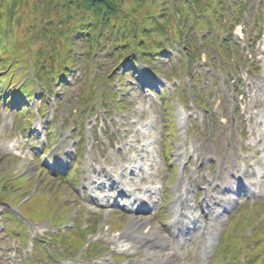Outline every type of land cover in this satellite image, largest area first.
Segmentation results:
<instances>
[{"label": "rangeland", "instance_id": "rangeland-1", "mask_svg": "<svg viewBox=\"0 0 264 264\" xmlns=\"http://www.w3.org/2000/svg\"><path fill=\"white\" fill-rule=\"evenodd\" d=\"M37 1L17 3L5 23L10 41L26 47L29 65L14 59L5 36L0 42V264H158L162 258L264 264V0H124L120 14L133 12L149 32L138 31L134 50L140 52L143 41L158 53L140 63L139 75L163 91L161 100L157 91L139 89L135 77L119 78L130 60L122 65L115 53L102 57L93 50L89 59L87 43L76 42L66 87L58 80L45 92L41 115L44 90L34 53L40 50L46 68L58 67V75L59 58L52 55L59 40L48 22L55 18L66 34L70 28ZM5 4L0 14H11L1 9ZM220 4L224 12L217 17ZM101 41V50L111 45ZM25 88L33 94H23ZM11 92L31 100L22 121L8 100ZM50 124L55 132L47 136ZM167 134L175 136L173 166L163 153ZM49 139L53 146L41 163ZM182 190L191 207L184 212L201 222L187 246L172 226ZM215 220L219 241L229 228L205 258L207 226ZM161 237L165 248L154 244ZM125 241L137 243L131 253L122 252Z\"/></svg>", "mask_w": 264, "mask_h": 264}, {"label": "trees", "instance_id": "trees-1", "mask_svg": "<svg viewBox=\"0 0 264 264\" xmlns=\"http://www.w3.org/2000/svg\"><path fill=\"white\" fill-rule=\"evenodd\" d=\"M1 1L6 2L5 5H1V9L6 10L8 12L12 11V13L11 14L2 13L3 15L0 14V42L2 40H6L7 42L6 47L13 50L14 59H16L18 62L22 60L24 64L26 65L28 63V57L25 54V51L27 49L23 50V48H26V47L25 46L18 47L16 45V42L10 41L11 39L10 33L9 32L7 34L5 33L6 31L5 23L7 22L8 19L11 20L14 12H16L17 7L19 6L17 5V3H21L26 0H12V2L11 1L8 2L7 0L6 1L0 0V2ZM123 1L124 0H53V1L52 0H38L37 1L38 2L37 5L40 4L39 8L42 11H44L45 9L47 11L46 12L47 15H51V13H54L53 11H55L57 14H59V24H62V25L67 24L68 28H70L68 33L66 34V32H63V31L61 32L58 30V28L56 27L57 23H54L53 21V19L55 18L53 17L50 18V21L48 22V24H50L48 26L52 25L53 27L52 29L53 31L51 30V32H54V37H52L53 40L58 39L59 42L61 41L64 46L63 47L64 49H61V47L59 46V42H58L57 48H56L57 52L56 54L52 55L53 58L55 57L53 59L54 61L59 58V62L56 63L59 66L58 75H57L58 67L54 69H50V70L46 68V65L44 64V60H43L44 55L40 50L35 51L34 53L38 57L37 68L39 70V73L36 76L38 80L40 81V85L43 87L42 90H44V91L40 90L42 91L40 96H42L41 102L44 105V109H45V104H46L45 99L47 97L45 92L52 91L54 88L53 86H55L58 80H59V87H66L67 83L65 79L68 76L66 70L71 68L70 65H72L73 61L75 60L74 52L76 49H74V46H75L74 44L76 42L77 43H82V42L87 43V46L89 48L87 52V56L89 59H92L93 56L98 52H100L99 56H102V57H105V56L114 57V53H115L116 54L115 57L119 58V61L122 65H125L126 60H130L131 62H133V64H131L129 68L127 67L124 68L125 70L124 72L126 73V75L124 77H119V78H121V80H125L127 76L135 77L134 80H135L136 86H138V88L143 87V85L140 83L139 68L137 65H139L141 61H144L147 56H148V61H149L150 58H153L152 56L158 53L148 52V50L145 48L146 45L143 41H140V46H142L141 51L139 52L137 50H134L133 45L136 43L138 31L141 34L149 33V32H148L147 27H141L142 25L140 21L142 20H137L133 12L128 13V15L120 14L121 11H119V8L121 7V4ZM151 1L156 2L155 0H151ZM217 1L218 0H216V2ZM164 2L167 3L168 1H164ZM204 5H205L204 6L205 9L209 7V3H205ZM222 6L223 5L220 4L218 10L215 11L217 17H219L224 12V7ZM239 14H240V11L238 13V17L235 18L236 21H239V19H241L239 17ZM203 16L206 17L205 14ZM119 21H121V23L125 25L123 28L119 27ZM225 25L226 24H224L223 22L221 26L223 30H224ZM129 27L131 30H127V28ZM33 31L42 32L44 31V29L42 28L35 29ZM115 35H117V37L115 39H112V37ZM3 36H5L6 38H4ZM45 36L49 37V35H45ZM35 38L37 37L35 36ZM102 38L111 41V45L106 47L105 50H103L104 48H102L101 50V47H105V44L103 43V41H101ZM3 43L5 45V42ZM92 43H95V47L93 46ZM120 49H123L124 52L123 53L120 52ZM92 50L94 53L93 56L90 55ZM48 58L49 57L45 58V60H47ZM89 59H87L88 62H91L89 61ZM60 67H62V69H60ZM19 68H22V67L19 66ZM29 74L30 73H28L27 76H29ZM137 76L138 78H136ZM105 77H109V75H106ZM104 80H106V78ZM28 92H29V95L33 94V91H28V88H25L22 93L27 94ZM23 96L21 94H18L15 103L18 105V107H21V108H16L17 113H19V115L22 116V119H25V115H29V114H24V111L27 113L26 110L28 109L27 104H29V101H27V99H24ZM8 98H9L8 100L12 102L13 100L12 92L8 95ZM51 126L54 127L52 124ZM52 127L48 128L50 132L49 134L53 132L51 131ZM54 130H55V127H54Z\"/></svg>", "mask_w": 264, "mask_h": 264}, {"label": "bare ground", "instance_id": "bare-ground-1", "mask_svg": "<svg viewBox=\"0 0 264 264\" xmlns=\"http://www.w3.org/2000/svg\"><path fill=\"white\" fill-rule=\"evenodd\" d=\"M242 187H245V186L242 185ZM245 188H246V187H245ZM129 192H130V193H133V190H129ZM183 192H184V193H183ZM144 198H145V197H144ZM136 199H140V198L137 197ZM183 199H185V200H183ZM140 200H141V202H143L142 199H140ZM179 200H180V201H179V205H178V206H180V204H181V205H182V208H180V209H178V210L176 211L175 222H174L173 225H175V224L177 225V222H178V221H181L182 224H183V226H184V230L189 231V232H192V231H193L192 226L195 225V224H193V223H197V224H196V226H197V225H201V222L198 221L199 219H198L196 216H194V215H192L193 222H192L191 220H184V217L181 215V213H182V211H183V202L185 203V206H186L187 209L190 208V206L188 205L187 191H186V190H184V191H183V190L180 191ZM185 221L187 222V224L184 223ZM129 237H130V238H136V235L130 233V234H129ZM214 238H215V234H213L212 236L210 235V236L206 237V249H205V254H207V252L210 251V250L212 249V243H213ZM125 242H126V241H125ZM136 245H137L136 242H133L132 244H128V243L126 242V245L123 247V251H125V252H130L131 249H135V246H136ZM158 245H162V246H163V245H164L163 241L160 240V243L158 242ZM166 262H167V261H162V263H160V264H165Z\"/></svg>", "mask_w": 264, "mask_h": 264}]
</instances>
